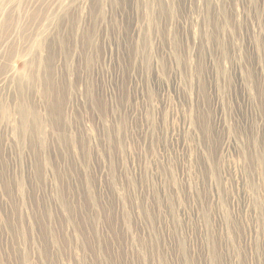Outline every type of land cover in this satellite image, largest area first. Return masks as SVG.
Segmentation results:
<instances>
[{"label": "rangeland", "instance_id": "rangeland-1", "mask_svg": "<svg viewBox=\"0 0 264 264\" xmlns=\"http://www.w3.org/2000/svg\"><path fill=\"white\" fill-rule=\"evenodd\" d=\"M0 264H264V0H0Z\"/></svg>", "mask_w": 264, "mask_h": 264}, {"label": "bare ground", "instance_id": "bare-ground-1", "mask_svg": "<svg viewBox=\"0 0 264 264\" xmlns=\"http://www.w3.org/2000/svg\"><path fill=\"white\" fill-rule=\"evenodd\" d=\"M25 117V116H24ZM24 120V119H23ZM25 123V122H24ZM24 126H26V124H24Z\"/></svg>", "mask_w": 264, "mask_h": 264}]
</instances>
